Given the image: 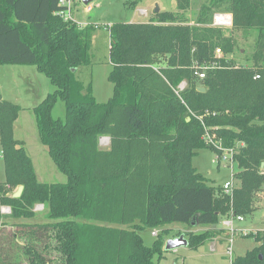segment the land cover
Masks as SVG:
<instances>
[{
	"label": "trees",
	"instance_id": "16d2710c",
	"mask_svg": "<svg viewBox=\"0 0 264 264\" xmlns=\"http://www.w3.org/2000/svg\"><path fill=\"white\" fill-rule=\"evenodd\" d=\"M176 2L177 10H153L145 22L108 26L114 92L101 102L77 76L91 63L97 25L58 16L61 0H0V65H36L50 78L53 91L32 111L40 141L67 176L38 179L14 134L23 107L0 97V264H161L167 225L214 226L231 211L251 218L264 208V0H206L193 24L191 0ZM216 12L231 13L233 26H213ZM243 29L258 31L251 66L231 57ZM59 98L64 119L53 116ZM208 133L234 149L231 193L193 164L200 150L215 151ZM40 209L47 220H36ZM146 228L160 229L152 245ZM221 232L185 236L197 249ZM249 235L258 244L231 264H264V230Z\"/></svg>",
	"mask_w": 264,
	"mask_h": 264
},
{
	"label": "rangeland",
	"instance_id": "374dc122",
	"mask_svg": "<svg viewBox=\"0 0 264 264\" xmlns=\"http://www.w3.org/2000/svg\"><path fill=\"white\" fill-rule=\"evenodd\" d=\"M74 1L72 5L74 19L79 24L91 23L97 25L91 36V63L80 67L77 76L86 86L92 84L93 93L97 100L105 102L112 97L114 92L113 84L109 79L113 65L110 58L111 36L108 26L115 22H145L149 18L147 14L141 12L142 9H149V14H151L157 4L160 11H175L177 10V2L176 0H91L86 4L83 0H77V3H74ZM205 1L191 0L187 16L191 19L192 24L195 15H197ZM87 7H90L89 11ZM83 20L86 22H82ZM234 36L235 48L231 54L234 63L238 66H251L258 31L256 29L236 30ZM53 89L54 86L50 78L39 71L36 65H0V92L4 99L18 103L23 107L15 122L14 134L16 138L24 141V146L32 158L38 179L42 182L65 183L67 182L66 174L57 167L48 152L47 146L40 141L36 118L32 111L33 106L38 104ZM53 116L62 119L65 117V103L61 98L58 99L53 108ZM108 142V138H103L101 144L106 147ZM215 156V151L205 148L200 150L192 161L194 166L209 179L211 184L224 185V183L231 180L232 168L224 165L219 166ZM5 176V164L0 143V181H3ZM260 198L264 203V192L261 193ZM46 213V209L38 210L36 220H47ZM224 220L225 218L212 228L218 230L219 227H223L225 229ZM0 222H2L1 218ZM234 227L238 229L234 234L225 229V240L214 243L207 241L197 249L188 247L180 248L178 252H166L161 264H231L233 258L246 254L248 250L253 249L258 244L252 236L240 230L242 228L251 231L264 230V208L256 211L253 217H246L245 221L235 222ZM166 228L169 229L167 240L183 232L206 230L203 226H195L194 228L177 222L167 225ZM153 230L146 228L141 231L147 245H152L156 239V236L152 234ZM157 230L160 231V229ZM231 238L233 239V253L230 257L227 254V249Z\"/></svg>",
	"mask_w": 264,
	"mask_h": 264
},
{
	"label": "built area",
	"instance_id": "2783aa9c",
	"mask_svg": "<svg viewBox=\"0 0 264 264\" xmlns=\"http://www.w3.org/2000/svg\"><path fill=\"white\" fill-rule=\"evenodd\" d=\"M61 3L63 5H65L66 7L63 9H60L58 11H56V14L60 17H62L64 20H72L78 23L77 20L74 19L73 17V11H72V5H73V0H61ZM87 10H90V7H87ZM79 24V23H78ZM82 25V23H80ZM212 25L216 26V27H223V28H228V27H232L233 26V15L229 12H216L213 15V19H212ZM216 53L218 55H221V50L217 49ZM207 68L205 66L197 68L195 70V75L198 76L199 78H203L205 77L206 74V70ZM259 77V76H256ZM186 87V82L183 81L180 85H179V90H183ZM107 138V137H104ZM103 140V138H102ZM206 140L209 144H213V146L215 147V153H216V162L219 166L224 165V166H229L232 168V175H231V180L227 181L226 183H224L223 185V189L225 192L227 193H231L232 190L234 189L235 186V162H234V158H233V152L234 149L233 148H228V147H223L220 143L219 140L214 139L209 133L206 136ZM2 211L4 213H10L11 209L10 207L4 206L2 207ZM225 220L223 221V225L225 226V229H228L229 232H231L232 234H234L238 229H236L234 227V223L235 222H242L246 220V217L243 215H238L236 213H234L233 211H231L228 215H226ZM240 231L245 232V234L249 235L250 233L254 232L256 233L257 231H251L249 229H245L242 228ZM159 233V230L154 229L152 231V234L157 236ZM229 245H228V249H227V254L231 257L233 250H232V243H233V239L231 238L229 240ZM233 261V259H232ZM232 263V262H231Z\"/></svg>",
	"mask_w": 264,
	"mask_h": 264
},
{
	"label": "water",
	"instance_id": "95a60500",
	"mask_svg": "<svg viewBox=\"0 0 264 264\" xmlns=\"http://www.w3.org/2000/svg\"><path fill=\"white\" fill-rule=\"evenodd\" d=\"M84 3L88 4L90 0H83ZM155 12L160 11V7L156 4V7L154 9ZM200 91H205V87H199ZM264 166V163L262 164ZM24 190V185H19L17 189L13 192L12 196L14 198H19ZM188 245V239L185 236V233H182L174 238L168 239L165 244V250L166 251H172L176 250L181 246H187Z\"/></svg>",
	"mask_w": 264,
	"mask_h": 264
},
{
	"label": "crops",
	"instance_id": "0c3cea01",
	"mask_svg": "<svg viewBox=\"0 0 264 264\" xmlns=\"http://www.w3.org/2000/svg\"><path fill=\"white\" fill-rule=\"evenodd\" d=\"M91 1V0H90ZM74 3H77V0H75L74 1ZM149 9H142L141 10V12L143 13V14H147L148 15V17H149ZM85 20H83L82 22H84ZM86 22V21H85ZM49 93V92H48ZM46 96V95H45ZM44 96V97H45ZM0 97L2 98V99H4L3 97H2V95H1V92H0ZM41 97H43V96H41ZM43 97V98H44ZM42 98V99H43ZM36 105V104H35ZM34 105V106H35ZM32 108V107H31ZM18 139V138H17ZM22 141V140H21ZM24 142V141H23ZM4 181V180H3ZM259 210H261V209H259ZM258 211V210H257ZM195 228V227H194ZM203 228H205L206 230L207 229H212V226H203ZM220 229L219 230H222L223 232H221V233H219V234H217L212 240H210L211 241V243H214V242H217V241H222V240H225L226 238V230L225 229H223V227H219ZM194 230V229H193ZM184 233V232H183ZM186 233V232H185ZM189 246L187 245V246H181V247H179L178 249H176V250H172L171 252H178L179 250H180V248H188ZM214 247V246H213ZM166 252H169V251H166ZM165 252V253H166Z\"/></svg>",
	"mask_w": 264,
	"mask_h": 264
}]
</instances>
